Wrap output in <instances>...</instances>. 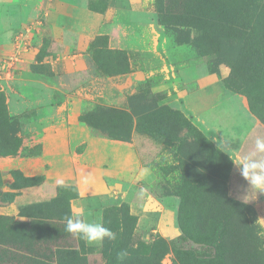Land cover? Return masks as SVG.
<instances>
[{
  "label": "rangeland",
  "instance_id": "1",
  "mask_svg": "<svg viewBox=\"0 0 264 264\" xmlns=\"http://www.w3.org/2000/svg\"><path fill=\"white\" fill-rule=\"evenodd\" d=\"M177 1L160 13L153 0L165 73L138 83L123 106L86 104L82 114L99 134L125 137L134 127L150 169L148 183L97 204L76 187L58 186L53 194L42 179L7 171L11 188L32 190L17 215H0V264H264V193H254L236 165L254 152L257 137L264 138V0ZM11 30L0 31V43ZM231 30H245V36L225 40ZM29 66L23 80L12 72L0 83V155L34 156L41 149L27 88L44 68L34 61ZM180 68L215 73L234 92L236 109L254 122L241 145L175 99L170 83ZM221 179L224 194L214 190ZM19 192L0 191V199L11 201ZM147 196L162 215L141 226L131 209ZM230 201L242 211L234 213ZM66 216L102 222L116 239L89 246L65 230ZM122 250L128 253L123 260L117 258Z\"/></svg>",
  "mask_w": 264,
  "mask_h": 264
},
{
  "label": "crops",
  "instance_id": "2",
  "mask_svg": "<svg viewBox=\"0 0 264 264\" xmlns=\"http://www.w3.org/2000/svg\"><path fill=\"white\" fill-rule=\"evenodd\" d=\"M153 13V0H0V31L12 29L0 43L4 52L11 49L10 39L18 27L43 18L34 46L23 54L25 61L13 70V78L23 80L29 63L43 56L52 62H36L44 70L27 88L33 96L34 125L41 133L40 152L0 155V191H20L11 201L0 199V215H17L24 194L32 190L11 188L9 170L42 179L53 194L58 186L76 187L80 197L97 204L118 193L125 198L136 186L148 183L149 175H141L149 167L134 127L125 137L99 134L82 114L86 104L123 106L138 83L165 73L160 26ZM177 76L170 83L175 99L222 138L241 145L254 122L236 109L234 92L215 73L180 68ZM152 200L147 196L142 204L132 205L141 226L162 215ZM259 208L264 224V206Z\"/></svg>",
  "mask_w": 264,
  "mask_h": 264
},
{
  "label": "clouds",
  "instance_id": "3",
  "mask_svg": "<svg viewBox=\"0 0 264 264\" xmlns=\"http://www.w3.org/2000/svg\"><path fill=\"white\" fill-rule=\"evenodd\" d=\"M261 155H264V138L257 137L254 152L243 157L236 164L239 166L240 175L247 181L254 193H264V158H258ZM149 174V168L141 170L142 176ZM65 221V230L82 239L89 246H100L106 239H116V233L105 227L102 222L89 221L81 216H66ZM261 235H264V233H261ZM127 255V251L122 250L117 254V258L123 260Z\"/></svg>",
  "mask_w": 264,
  "mask_h": 264
},
{
  "label": "built area",
  "instance_id": "4",
  "mask_svg": "<svg viewBox=\"0 0 264 264\" xmlns=\"http://www.w3.org/2000/svg\"><path fill=\"white\" fill-rule=\"evenodd\" d=\"M42 25V17L28 21L13 33L10 39L11 49L8 52L0 49V83L8 79L7 76L11 77L13 70L24 62L23 54L33 48V38ZM36 62L39 64L52 63L48 56H43L40 61Z\"/></svg>",
  "mask_w": 264,
  "mask_h": 264
},
{
  "label": "trees",
  "instance_id": "5",
  "mask_svg": "<svg viewBox=\"0 0 264 264\" xmlns=\"http://www.w3.org/2000/svg\"><path fill=\"white\" fill-rule=\"evenodd\" d=\"M156 2L160 4V6H159V10H160L159 12L160 13H161V11H164L165 12L170 4L177 5V6L179 5L178 4L179 1H177V0H156ZM244 36H245V30H244V32L242 30H238V31L231 30L225 36L226 37L225 40H230V41H233V42H238V41L242 40ZM145 82L147 84V81H145ZM32 181H34V180H32ZM222 181L223 180L221 179V184L219 186H216L214 188V190H221V192L224 194V190H225L224 187L225 186H224V184H223ZM227 200H229V199H227ZM230 202L232 203V205L234 207V213H239L240 211H242L241 206L238 203H235V202H232V201H230Z\"/></svg>",
  "mask_w": 264,
  "mask_h": 264
}]
</instances>
